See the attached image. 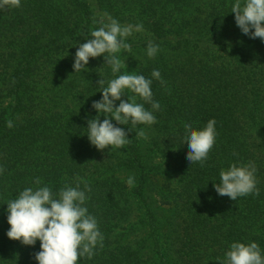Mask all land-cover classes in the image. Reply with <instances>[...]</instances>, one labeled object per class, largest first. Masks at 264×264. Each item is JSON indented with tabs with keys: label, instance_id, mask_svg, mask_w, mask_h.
I'll return each mask as SVG.
<instances>
[{
	"label": "trees",
	"instance_id": "1",
	"mask_svg": "<svg viewBox=\"0 0 264 264\" xmlns=\"http://www.w3.org/2000/svg\"><path fill=\"white\" fill-rule=\"evenodd\" d=\"M73 1V10L65 9L64 0H21L19 8L0 12V264H38L34 257L41 250L40 241L25 246L7 237L8 202L29 187L47 186L55 197L66 185L85 191L83 207L103 236L92 258L81 256L77 264H169L153 235L156 188L151 189L141 156L140 124L112 121L128 138L117 150H97L88 139V120L99 116L103 122L108 115L92 108L102 99L97 82L102 79L107 87L118 73L103 56L74 72L78 46L98 28L86 4ZM95 1L101 9L115 7L122 15L139 11L191 31L175 42L178 47L167 59L160 53V61L137 69L152 81V100L160 109L140 98L141 104L153 112L164 133L160 143L180 178L174 191L164 188L171 195L157 190L181 203L169 220L177 219L176 238L185 241L177 263L224 264L231 244L252 242L264 259V42L236 26L231 11L236 0ZM216 44L224 56H214ZM166 45L159 43V51ZM212 119L215 143L203 162L190 163L184 126L203 130ZM249 162L256 167L259 195L236 201L220 196L213 186L220 171ZM126 176H135L133 186Z\"/></svg>",
	"mask_w": 264,
	"mask_h": 264
},
{
	"label": "clouds",
	"instance_id": "2",
	"mask_svg": "<svg viewBox=\"0 0 264 264\" xmlns=\"http://www.w3.org/2000/svg\"><path fill=\"white\" fill-rule=\"evenodd\" d=\"M20 6L21 0H0V12ZM231 11L236 26L244 35L264 42V0H236ZM100 23L102 26L90 33L91 38L78 46L74 57V72L85 68L90 58L103 56L113 74L118 73L125 64L115 54L121 49L130 51L131 46L125 42L126 38L132 35L133 30L143 31L141 24L122 27L111 18L108 23ZM157 51L158 46L150 42L147 47L148 57L153 58ZM105 53L108 55L105 56ZM152 76L159 79V71L153 70ZM97 83L102 88V99L93 102L92 108L99 114H108L103 122L99 116L87 122L88 139L97 150L103 151L109 146L119 149L128 143L127 133L123 128L114 126L113 120L119 125L130 122L133 128L138 124L152 125L156 122L152 111L146 110L144 104L136 103L138 96L150 104L152 110L160 109V104L152 100L151 80L143 75L128 73L112 79L107 87H103L105 81L102 79ZM126 90L134 95L123 100ZM116 101H120L118 107L115 106ZM215 125L216 121L212 119L203 130H193L188 124L184 126L185 143L189 148L186 159L190 163L203 162L207 158L215 143ZM7 127H13L11 120L7 121ZM136 135L138 138H146L143 130ZM255 172L256 167L251 162L240 167L233 164L228 170L220 171V182L213 185L215 191L233 201L249 194L258 196ZM134 180L130 176L127 184L133 186ZM35 183L39 185L41 181L37 179ZM85 200V191H81L79 185L75 188L66 185L55 197L47 186L35 190L26 188L7 204V223L10 229L6 235L10 240L20 241L25 246H34L36 241H40L41 250L34 257L38 264H77L78 258L85 255L91 259L97 244L103 246V236L98 230L96 219L83 207ZM224 264H264V259L257 243H233L226 253Z\"/></svg>",
	"mask_w": 264,
	"mask_h": 264
},
{
	"label": "rangeland",
	"instance_id": "3",
	"mask_svg": "<svg viewBox=\"0 0 264 264\" xmlns=\"http://www.w3.org/2000/svg\"><path fill=\"white\" fill-rule=\"evenodd\" d=\"M78 1L86 4L87 10L90 13V20H92L93 23H97L96 26L98 29L102 26L100 21L108 23L109 18L115 19L122 27L128 25L135 26L137 24L143 25V31L137 32L133 30L132 35L125 40V42L131 46V50L126 51L121 49L119 53L115 54L122 63L125 64V67H122L117 76L113 79L118 78L119 75L128 73L139 75L137 69H141L145 67V65L150 66L160 61L161 54L167 59V52L175 51L174 48L178 47V44L175 42L181 39L186 40L189 38V35H191V31L171 27L172 23H176L177 21L165 22L166 20H161L158 17L154 20L150 15H142L139 11L133 12L132 15H122L119 13V9H115V7L106 6L103 9L99 8L95 0ZM63 5L65 9L69 10H73L75 7L73 0L72 2L70 0H64ZM119 8L122 9L121 6ZM179 24L180 22L178 21V26ZM179 27L185 28L184 24ZM150 42L156 46L161 42H167L166 49L160 52L158 48L156 55L153 58H149L147 55V47ZM221 46L222 45L219 44L214 46V56L216 58L224 53ZM132 95L134 94L129 92L128 98ZM136 103L141 104L140 97L138 96L136 97ZM141 130H143L146 135V138H140L141 156L148 174L147 177L149 181L152 182L151 189L153 190L156 188V191H152L151 193L154 199L153 205L157 207L155 211L157 224H155L153 235H155L158 245H160V248L165 254L167 262L169 264H178V254L180 255L179 251L184 247L185 241H180L179 238H176V234L180 232L177 219H171L170 222L169 220L174 215V212L179 209L181 203L175 202L173 199H169V197L161 196L160 193H157V190H161L166 196L171 195V193L167 194L164 188L168 187L174 191L177 187L175 181L180 178L173 170V163L160 143L164 137V133H161L159 128L155 126V123L152 125L140 124V131ZM128 177L129 176H126V179ZM132 177L135 178V176ZM153 205L152 207L154 208ZM159 210L163 212L158 215L157 212H159ZM133 222L134 220L131 223ZM145 235L147 234L145 233Z\"/></svg>",
	"mask_w": 264,
	"mask_h": 264
}]
</instances>
